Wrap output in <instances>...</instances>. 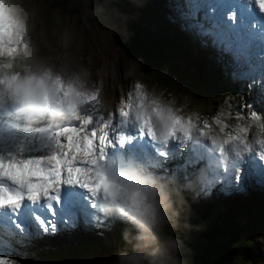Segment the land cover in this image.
<instances>
[{
  "label": "snow or ice",
  "instance_id": "snow-or-ice-1",
  "mask_svg": "<svg viewBox=\"0 0 264 264\" xmlns=\"http://www.w3.org/2000/svg\"><path fill=\"white\" fill-rule=\"evenodd\" d=\"M255 2L264 12V0ZM212 4L213 0H189L186 8L177 4V11L183 21L181 27L198 37L204 46L211 41L220 52V59L223 54H230L235 65L230 74L233 81L246 82L245 86L250 91L255 88V101L247 102L241 99L237 102L236 119L248 123L230 126L223 114L215 115L212 118L213 123L219 126L223 135H214L213 123L209 120L201 121L198 114L182 115V109L158 96L149 95L146 86L140 82L133 86L134 102L129 100L118 110L120 119L116 123L112 118L105 119L102 114L94 118V114L89 112L91 108L92 113H98L99 88L87 94L82 108L83 119L72 120L77 121L78 126L70 123L58 126L50 132L45 127L29 131L30 127L26 125L16 127L19 123L17 115L0 110V113H4V116L0 117V140L3 141V146L0 147V208L7 206L18 209L25 197L31 201L45 197L51 208V202L59 199L62 184L79 185L96 197L103 190L107 179L100 168V161L105 159L107 148L114 146V142L123 146L133 139L124 130L129 124L138 128L141 137L147 135L164 145H167L170 139L188 140L193 135L206 138L221 158L232 162L225 165V171L229 173L226 184L233 190H246L244 181L251 177H256L259 182L264 183V167L260 166L264 165V107H260L264 106V55L253 63L248 53L215 24L211 15ZM229 15L234 21L235 14ZM6 19L7 17L0 13V41L7 28L4 22ZM170 19L175 22L174 18ZM23 37H20L21 42ZM245 108L249 109L247 115L244 114ZM110 115L115 116L116 113ZM201 122L203 127H200ZM97 124L99 126H96ZM230 127H233V130L226 131ZM253 128L259 129L254 143L249 136ZM29 136L33 139L38 137V143L30 142L27 139ZM17 140L19 143L15 144L16 150H13L12 145ZM254 144L259 148L258 153H254ZM45 149L47 154H31ZM161 155L166 153L161 152ZM257 155L260 165L254 163ZM241 169H244L243 176ZM192 174H186L184 177ZM202 179L204 192L216 183V177L209 174ZM93 204L95 206V200ZM41 224L43 225V221ZM0 264L13 262L0 256Z\"/></svg>",
  "mask_w": 264,
  "mask_h": 264
},
{
  "label": "clouds",
  "instance_id": "clouds-1",
  "mask_svg": "<svg viewBox=\"0 0 264 264\" xmlns=\"http://www.w3.org/2000/svg\"><path fill=\"white\" fill-rule=\"evenodd\" d=\"M0 13L7 17L0 41V110L14 113L28 127L43 120L57 125L83 119L87 94L95 90L87 71L51 64L21 43L29 24L18 0H0ZM224 162L221 158L218 166ZM100 168L107 179L95 197L98 209L126 225L113 264H182L183 241L177 233L192 227L185 194L195 200L204 193L207 166L183 178L134 157H109Z\"/></svg>",
  "mask_w": 264,
  "mask_h": 264
},
{
  "label": "rangeland",
  "instance_id": "rangeland-1",
  "mask_svg": "<svg viewBox=\"0 0 264 264\" xmlns=\"http://www.w3.org/2000/svg\"><path fill=\"white\" fill-rule=\"evenodd\" d=\"M67 1L68 2L65 3L63 0H18V3L20 4L29 24V29L23 37L21 43L23 44L27 42L37 56L39 55L40 58L51 64L56 66L64 65L71 70L87 71L90 85L95 89L99 88V102L103 99V101L106 102L105 105L113 100L122 102L124 105L129 100L134 102V92L132 94V99H123L118 94L117 82H115V80H117L123 87L130 89L123 77L143 78L142 80H146L145 82L151 84L152 86L161 85V81L165 79V76L162 75V69H151L142 74L138 66L140 59L137 57H134L128 65L124 67L125 57L120 50L121 39L124 38V35L129 27L126 24V21L134 22L135 19H138L139 21H146L147 23H156L152 20L149 13L139 12L132 4L127 6L125 9L121 8L120 10H116L118 3L111 0ZM102 1L114 6L111 7L103 5L101 4ZM130 1L136 3V0ZM174 1H184L187 4L185 0ZM73 3L75 4V12H68L67 10L70 9L69 7H71ZM163 7L170 8L168 4H163ZM191 55L196 57L195 53H191ZM173 58L174 60H177L180 65L183 64L180 60H178V58L182 61L184 60V58L179 54H175ZM3 59L4 58L0 57V61ZM133 61L137 63L133 65ZM198 65L199 67H197V64L191 65V75L194 86H198L204 78L202 62ZM186 66H184L185 70ZM130 69L131 74H129ZM187 72H190V70ZM193 74H195V76H193ZM217 76L219 79L223 77L222 73L219 72H217ZM211 77H209L211 91L206 93H211L210 96L213 97L212 100H214L215 103L221 102V99L224 103H226L228 100L226 96L223 98L218 96H221V93H226L225 88L221 89L219 82L212 80ZM234 83L238 85L240 81H236ZM149 84L147 85L151 88ZM215 84L218 86L216 87ZM169 88L173 91V95L177 98V100H179L181 94H186L185 91L177 87L169 86ZM246 89L248 92L245 99L251 102L248 99L250 90L248 87H246ZM111 93L115 95V98H113ZM241 93H243V90L240 88L236 94L238 98ZM233 95H235V93ZM188 96L191 100L196 98V95L193 92H191ZM206 96L207 95H202L203 103L209 101L206 99ZM173 106L176 108L180 107L178 102L174 103ZM248 112L249 111L245 109L246 115ZM223 118L226 121L228 119H232V117L227 114H223ZM233 122L234 126L239 123L236 118L233 119ZM241 123L245 122L241 121ZM76 124L78 125V122ZM64 125H66V123H64ZM200 127H203V125L200 124ZM258 133V128H253L250 132L249 136L253 143L257 138ZM212 134L217 135L214 132H212ZM194 136L200 137L198 135H193V137ZM201 138L204 137H200V139ZM258 149V146H255L254 144V153H258ZM257 158H259L258 155ZM252 179L253 177L248 180L252 182ZM236 191L238 193H236L237 196H235L234 199H225L220 203L223 208H235L244 203L243 200L247 199L246 196H248V194L240 192L239 190ZM258 200L264 203L263 198ZM239 202L242 203L238 204ZM250 205L258 206L259 203L257 201H253ZM194 207L196 211L201 209L200 203H198V205L195 204ZM260 226L261 234L256 237V244L258 245V248L254 252V260L259 259L258 264H264V246L262 245L264 242V225L260 223ZM193 228L198 229L199 227L194 226L190 229L178 232L180 233V239L183 241L182 248L179 252L180 255L190 251L187 247V240L189 239V235H195ZM84 234L86 233L76 232L64 236L57 235L51 236V239L45 238L42 241H46L49 244H59L56 248L63 251L64 248L68 247V245L64 246L62 244H65L68 241H73L75 242V245H80L81 243L89 240V237L83 236ZM100 239L102 241L106 240V252H112V250L120 244V239L116 230L111 232L107 239H103L101 237ZM94 240L95 239H93V241ZM93 241L87 242L85 247L90 250L101 248L100 245ZM80 250H82L81 247L75 246L74 252L76 254L81 253ZM49 252L47 253L49 254ZM74 252L69 251L68 253ZM38 253L44 256L47 255L45 251H39ZM102 261L103 259H99L97 264H102ZM184 261L187 262V260ZM249 261L252 262L251 259ZM81 264L89 263L86 259H83Z\"/></svg>",
  "mask_w": 264,
  "mask_h": 264
},
{
  "label": "trees",
  "instance_id": "trees-1",
  "mask_svg": "<svg viewBox=\"0 0 264 264\" xmlns=\"http://www.w3.org/2000/svg\"><path fill=\"white\" fill-rule=\"evenodd\" d=\"M111 1L118 3L116 10L124 9L130 2L129 0ZM101 4L114 6L103 1ZM69 8L68 12H75L74 3ZM126 24L129 27L120 45V50L125 57V65L137 57L140 59L138 66L142 73L151 69H162L165 79L161 83L164 86L175 84L180 88H194L192 70L186 65L185 70L177 60H174L173 56L180 55V51L173 43L169 44V36L165 35L161 27L157 24L151 27L137 20L126 21ZM188 70L190 72H187ZM199 85L200 83L198 87ZM215 86L218 85L215 84ZM205 91L206 88H202V92ZM193 104L195 105L194 102ZM205 108V111H209L208 106ZM195 214L198 218L196 227L199 228H193L195 235H189L187 240L190 251L179 254L182 264H252L256 261L254 260V252L258 248L256 237L261 234L260 222L264 223L263 204L255 207H240L228 212L211 204ZM195 222L196 218L190 221V224L194 225ZM177 235L180 237L179 233ZM85 251V258L90 264H97L98 258L107 256L99 249L85 248ZM250 259L252 262L249 261ZM115 260L112 256L104 258L102 264H113Z\"/></svg>",
  "mask_w": 264,
  "mask_h": 264
},
{
  "label": "bare ground",
  "instance_id": "bare-ground-1",
  "mask_svg": "<svg viewBox=\"0 0 264 264\" xmlns=\"http://www.w3.org/2000/svg\"><path fill=\"white\" fill-rule=\"evenodd\" d=\"M252 34V33H251ZM251 60H252V58H251ZM253 63H255V61L253 62ZM70 67V66H69ZM240 82H243V81H240ZM246 83V82H245ZM238 87H240V88H242V84L241 83H239L238 85H237ZM256 96H257V93H256V90H255V88H253V90H251L250 91V94H249V96H248V99L251 101V102H253V101H255V99H256ZM260 107H264V106H260ZM245 109H247V108H245ZM245 109H244V111H245ZM248 111H249V109H247ZM249 113V112H248ZM64 123L65 122H62V123H60V124H57V125H49V126H46L45 128L47 129V131H52V130H54L56 127H58V126H65L64 125ZM75 123H76V121H75ZM19 124V126H24L25 125V122H24V120L23 121H21V123H18ZM33 128H35V126H32ZM32 127H30V128H32ZM196 137L194 136V139H195ZM185 143V140H182L181 141V144H184ZM177 148V147H176ZM181 148L182 147H180L179 149L177 148V150H181ZM214 151V150H213ZM257 152V151H256ZM257 188V187H256ZM231 193H233V194H235L236 195V193H238L237 191H232ZM257 202L259 203V205H261V204H263L264 205V203L262 202V201H259V200H257ZM81 220H79V219H77L76 220V222H75V224L76 225H78V226H80V225H82L81 224V222H80ZM70 227L69 226H67V227H64V229H69Z\"/></svg>",
  "mask_w": 264,
  "mask_h": 264
},
{
  "label": "water",
  "instance_id": "water-1",
  "mask_svg": "<svg viewBox=\"0 0 264 264\" xmlns=\"http://www.w3.org/2000/svg\"><path fill=\"white\" fill-rule=\"evenodd\" d=\"M235 89H231V91H234Z\"/></svg>",
  "mask_w": 264,
  "mask_h": 264
}]
</instances>
